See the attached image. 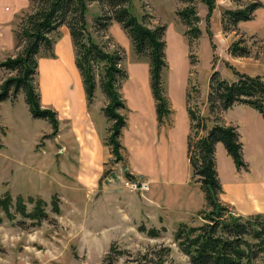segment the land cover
Instances as JSON below:
<instances>
[{"label": "rangeland", "instance_id": "rangeland-1", "mask_svg": "<svg viewBox=\"0 0 264 264\" xmlns=\"http://www.w3.org/2000/svg\"><path fill=\"white\" fill-rule=\"evenodd\" d=\"M37 1L31 6V0H0V63L25 52L30 39L23 36V29L28 16L39 8ZM102 1L87 0V35L106 53H117L123 59L117 66L122 72L126 71L127 78L123 81L118 75L115 88H120L125 107L117 112L125 117L124 141L131 150H125L120 138V158L107 145L112 158L105 164L99 180L77 179L78 165L71 162V157H62L59 153L63 145L58 139L60 120L58 111L52 107L72 101L69 95L72 88L81 92L75 80L72 79L70 84L72 75L50 72L34 78V85L39 87L37 91L41 95L42 109L56 113L58 131L55 134L49 120L32 115L26 103L25 90L22 88L15 92V87H9L8 99L0 101V199L6 193L10 194L13 218L0 211L3 218L0 224V264H139L140 256L164 249L171 250L164 264H191L175 242V233L181 223L201 226L204 221L198 212L207 207L187 157L191 125L189 109L197 118L192 130L194 147L207 132L201 125L208 128L213 124L234 127L243 145L245 163L257 180L264 182L263 117L248 105L235 104L223 111L219 103L217 111L208 116L207 102L210 77L214 71L229 83L238 81L243 75L260 76L264 81V0H257L263 3V7L254 13V19L240 22L236 31L223 22L224 11L243 10L254 0H229L227 4L215 0V9L219 13L216 16L215 12L214 16L218 22L215 23V31L217 34L218 27L222 30L223 44L214 39L211 30L213 13L208 21L209 8L201 0H197L194 6L199 17L198 7L201 16L207 12L202 16L204 34L193 42L186 35L188 26L179 15L189 4L180 0H131L129 9L139 19L145 20L146 27L166 28L163 40L167 69L163 87L171 109L167 122L177 129L167 165L160 162V144L154 140L156 103L150 60L138 56L121 24L111 21L107 30L97 24V18L104 20L112 16L111 9ZM224 4L226 8L220 10ZM66 31L71 36L69 28L62 26L47 37L57 42ZM238 41L247 50L243 57L231 56L229 51V47ZM51 52L54 53V46ZM47 54L45 49L42 50L37 60ZM227 64L234 69L228 68ZM104 65L94 64L98 75L90 109H93L99 129L109 133V127L114 123L104 114V108L109 104L101 84ZM19 75V70L0 66V93L8 80ZM43 95L45 103L53 95L56 105L43 107ZM136 131L142 133L141 139L136 140ZM215 156L219 179L229 187L236 182L234 179L239 171L222 143L216 145ZM126 170L131 175L154 178L157 183L137 177L149 184V190L143 194L130 192L123 184L128 180ZM221 194V204L234 216L246 220L258 215H239L233 205L223 201ZM19 198H23L26 213L34 210L39 199L44 201L46 217L40 221L25 217L16 207ZM55 200L59 213L54 209ZM152 230L158 234L151 236L149 231ZM112 246L117 253L110 252ZM261 258H264V253H261Z\"/></svg>", "mask_w": 264, "mask_h": 264}, {"label": "trees", "instance_id": "trees-1", "mask_svg": "<svg viewBox=\"0 0 264 264\" xmlns=\"http://www.w3.org/2000/svg\"><path fill=\"white\" fill-rule=\"evenodd\" d=\"M188 5L179 12L183 22L188 26L186 35L191 42L198 41L202 31L198 27L200 17L194 6L197 0H180ZM36 0H31V6ZM111 9L112 16L102 20L97 18L96 22L103 29L114 21L121 24L122 28L130 36L134 49L139 57L149 58L151 66L152 90L155 97L156 113L159 125H164L171 115L168 101L164 95L163 78L167 65L165 62V42L163 40L165 26L150 29L144 25V19H139L129 9L131 0H104L102 1ZM209 8L208 21L215 9V0H201ZM38 10L28 16L27 25L23 29V36L30 39L23 53L14 59H7L0 63L1 67L11 70H19L20 75L15 79L8 80L0 93V101L8 99L9 87H15V92L25 90L26 103L36 118H44L51 122L54 134L58 131L56 113L41 107V95L37 91L39 87L34 85V78L39 74L37 57L42 50L48 53L45 57L54 58L53 46L56 42L49 39L47 34L55 33L59 27L67 26L71 33L72 42L76 52V66L81 74L88 105L93 102L96 90L97 73L94 64H105L104 72L101 73L103 93L109 100L104 108V114L109 121L114 123L109 129V137L106 141L111 146L112 152L117 158L121 149L120 138L122 130L126 126L125 117L117 112L124 109V101L119 93L120 88H115L117 76L127 78L126 71L118 68V63L123 60L117 53L112 55L106 53L91 36L87 35L88 23L86 15L88 12L87 0H39ZM127 4V5H125ZM263 7V3L257 0L247 5L243 10L224 11L223 22L235 28L240 22L254 19V13ZM141 20V21H140ZM212 36V32L209 33ZM60 38V36H59ZM240 41V40H239ZM234 42L229 51L231 56L243 57L246 48L241 42ZM231 70L233 66L228 65ZM234 72V71H233ZM239 75V74H237ZM241 75V74H240ZM210 94L208 96L209 115L217 111L218 103L224 110L230 109L235 104L248 105L260 113L264 119V81L260 76L243 75L238 81L229 83L223 80L218 71H214L210 77ZM118 91V94H116ZM189 98H191L189 96ZM190 108V107H189ZM190 116V135L188 136V159L193 169V176L197 178L200 189L206 200V207L198 212L204 223L201 226H189L181 223L175 233V242L181 251L189 257L191 264H264V215L258 214L244 220L236 217L224 207L219 195L222 193V184L219 179L215 150L218 143H222L227 154L232 158L238 170L248 169L244 161L243 145L239 141V134L234 127H224L213 124L211 127L201 125L206 130V135L196 145L192 143V130L197 118L193 111L188 110ZM199 124V127H201ZM207 128V129H206ZM127 179H133L127 170ZM12 197L7 194L0 199V211L3 210L8 218L12 219L10 212ZM44 201L39 199L31 213H26L23 198L16 202L17 209L25 216L37 221L46 217ZM54 209L59 213L57 200L54 201ZM3 218L0 215V224ZM145 231L144 228H142ZM151 236H156L157 231H149ZM252 239V242H251ZM256 240V242H253ZM114 245V244H113ZM117 253L114 246L111 251ZM170 249H164L157 253L142 255L139 264H164ZM118 254H121L118 252ZM261 260V261H260Z\"/></svg>", "mask_w": 264, "mask_h": 264}, {"label": "crops", "instance_id": "crops-1", "mask_svg": "<svg viewBox=\"0 0 264 264\" xmlns=\"http://www.w3.org/2000/svg\"><path fill=\"white\" fill-rule=\"evenodd\" d=\"M221 1L227 4L229 0ZM226 4H224L223 8H220V10L226 8ZM218 6H220V3L217 7ZM198 9L200 11L201 20L200 29L203 35L204 31L201 27L203 22L202 16H206L207 12H203L201 16V10L199 7ZM216 9L213 12L211 20V30L214 34V39L223 44L225 38L223 37L222 30L218 27L217 34L215 31V23L218 24L214 18ZM216 13V16H219V13ZM227 48L226 45L225 49ZM54 54L55 58L45 57L39 59V74L46 75L48 73L49 75L50 72L62 76L70 74L72 75L70 84L72 83V79L75 80L77 88L80 89L81 92H75L72 88V91H70L69 94L72 101H68L62 106L55 104L56 100L53 95H50L48 101L45 103L43 95L42 106L47 107L48 105L50 107V105H56V107H52L55 108L54 110L58 111L59 114L60 125L58 139H61V142H63L59 153L62 154V157H65L66 155L71 157V162L78 165V176L76 175V178L92 180L96 178L95 180H99L105 164H107L112 158L110 149L106 143L109 133L103 132L101 128L99 129V125L94 119L93 109H90L91 105H88L82 77L76 66L74 45L68 31L62 33L61 38L55 43ZM41 86L43 92V83ZM154 117L156 118L157 125L154 140L160 144V162H166L164 164L167 165L171 156V149L174 146V141L177 136V129L170 126L167 122L168 120H166L164 125L160 126L157 119V113L154 114ZM136 133V140L141 139L142 133L140 131H136ZM124 140L125 129L122 130L121 142L125 150L130 152L129 150L131 149L128 148ZM127 169H130L131 171V168L129 167H127ZM238 171L239 172H236V178L234 179V181H236L235 183L231 184L229 187L221 183L223 190L221 196L223 201L233 205L234 211L241 216L264 214V182L262 180H257V176L253 174V170L250 168ZM132 175L134 178L141 177L151 181L153 184L157 183L154 178H148V176H143L142 174L132 173Z\"/></svg>", "mask_w": 264, "mask_h": 264}, {"label": "built area", "instance_id": "built-area-1", "mask_svg": "<svg viewBox=\"0 0 264 264\" xmlns=\"http://www.w3.org/2000/svg\"><path fill=\"white\" fill-rule=\"evenodd\" d=\"M124 187L130 192L145 193L149 190V184L145 181L138 180L137 178L128 179L123 182Z\"/></svg>", "mask_w": 264, "mask_h": 264}]
</instances>
